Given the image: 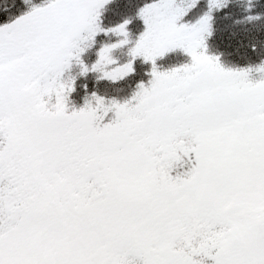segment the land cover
Wrapping results in <instances>:
<instances>
[{"label":"snow or ice","instance_id":"snow-or-ice-1","mask_svg":"<svg viewBox=\"0 0 264 264\" xmlns=\"http://www.w3.org/2000/svg\"><path fill=\"white\" fill-rule=\"evenodd\" d=\"M110 2L50 0L0 26V264H264V79L205 54L210 14L179 23L198 0H156L129 53L149 86L69 113L61 78L73 60L89 71L81 45ZM128 23L91 69L113 82L133 71L106 70ZM176 49L192 63L158 71Z\"/></svg>","mask_w":264,"mask_h":264},{"label":"trees","instance_id":"trees-1","mask_svg":"<svg viewBox=\"0 0 264 264\" xmlns=\"http://www.w3.org/2000/svg\"><path fill=\"white\" fill-rule=\"evenodd\" d=\"M50 0H0V26L10 24L19 17L29 13L33 7H44ZM156 0H111L101 9L99 24L102 31L96 35L94 42L81 54L80 60L89 71L82 73L81 66L72 61L70 69L62 76V82H72L74 91L68 96V112L79 111L90 103L96 107V97L105 101V106L115 101L123 104L132 100L139 91V85L149 86L152 79V63L145 62L143 57L135 60L129 55L140 35L145 31L139 11ZM191 0H176V4L187 7ZM206 14H210L211 35L205 34L206 55L218 57L221 67L226 71H247L249 79L259 81L258 68L264 66V0H227L225 7L209 11V0H198L187 14L179 21L181 24L195 25ZM128 21L127 32L129 43L116 48L112 58L116 61L108 69L123 66L130 61L133 71L123 79L113 82L103 78L99 71H92V66L99 59L98 53L102 48L119 43L124 39L110 31ZM192 63L191 57L183 50L176 49L158 58L156 68L160 72L171 71ZM55 102L53 98V103ZM115 118L114 112L108 114L104 123ZM210 264V262H208Z\"/></svg>","mask_w":264,"mask_h":264},{"label":"rangeland","instance_id":"rangeland-1","mask_svg":"<svg viewBox=\"0 0 264 264\" xmlns=\"http://www.w3.org/2000/svg\"><path fill=\"white\" fill-rule=\"evenodd\" d=\"M260 78L261 79H264V72H260ZM261 79H259V80H261ZM61 80L64 81L65 79H62L61 78ZM180 143L183 144V141H180ZM181 163H183V161H181ZM179 170L180 171H183L184 169L183 168H180Z\"/></svg>","mask_w":264,"mask_h":264}]
</instances>
